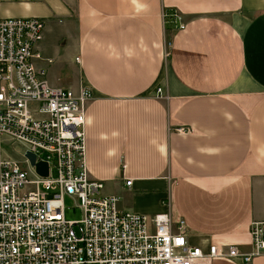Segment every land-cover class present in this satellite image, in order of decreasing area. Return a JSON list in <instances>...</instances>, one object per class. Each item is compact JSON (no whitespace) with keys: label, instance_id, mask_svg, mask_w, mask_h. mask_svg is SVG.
<instances>
[{"label":"crops","instance_id":"0c3cea01","mask_svg":"<svg viewBox=\"0 0 264 264\" xmlns=\"http://www.w3.org/2000/svg\"><path fill=\"white\" fill-rule=\"evenodd\" d=\"M27 17L45 22L48 82L91 91L86 162L103 194L149 223L182 219L204 252L250 251L264 220V0H0V19Z\"/></svg>","mask_w":264,"mask_h":264},{"label":"built area","instance_id":"2783aa9c","mask_svg":"<svg viewBox=\"0 0 264 264\" xmlns=\"http://www.w3.org/2000/svg\"><path fill=\"white\" fill-rule=\"evenodd\" d=\"M44 29L41 18L0 19V264H213L221 258L247 264L261 256L264 220L250 224V251L210 244L204 252L189 244L182 219L174 222L165 213L149 223L103 194L86 162L91 91L48 82L39 65L50 62L38 49ZM154 97L166 98L161 88ZM3 140L22 147V161L4 155ZM27 153L35 164L47 163V177L36 172ZM65 198L75 203L80 219H65Z\"/></svg>","mask_w":264,"mask_h":264},{"label":"rangeland","instance_id":"374dc122","mask_svg":"<svg viewBox=\"0 0 264 264\" xmlns=\"http://www.w3.org/2000/svg\"><path fill=\"white\" fill-rule=\"evenodd\" d=\"M55 63L51 66L52 68V74L55 75V72L58 69H55ZM62 75L65 76V72L61 71ZM3 151L5 156H10L13 160L16 161H22L23 158L21 157V151L22 147L18 145H12L7 140H3ZM53 175H55V172L53 171ZM64 217L66 220H78L81 218V212L78 208L75 207V203L70 200L69 198L64 199Z\"/></svg>","mask_w":264,"mask_h":264},{"label":"water","instance_id":"95a60500","mask_svg":"<svg viewBox=\"0 0 264 264\" xmlns=\"http://www.w3.org/2000/svg\"><path fill=\"white\" fill-rule=\"evenodd\" d=\"M26 157L29 159V161L32 165H35L36 172L41 177H47L48 176V165H47V163L38 162L37 164H35V157L30 153H27Z\"/></svg>","mask_w":264,"mask_h":264}]
</instances>
